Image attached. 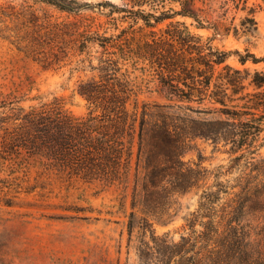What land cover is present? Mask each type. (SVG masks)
I'll return each mask as SVG.
<instances>
[{"label":"trees","instance_id":"16d2710c","mask_svg":"<svg viewBox=\"0 0 264 264\" xmlns=\"http://www.w3.org/2000/svg\"><path fill=\"white\" fill-rule=\"evenodd\" d=\"M37 1L80 17L70 22L81 26L76 48L79 54H87L89 67L97 75L82 79L78 91L98 112L76 116L61 101L28 103L36 98L29 95L30 85L27 91L0 90V165L8 166L9 174L34 163L66 180L77 177L126 186L134 162L135 176L141 165L144 174L141 183L136 178L133 186L132 207L159 219L170 196L164 193L166 183L177 191L194 184V171L182 167L180 161L188 134L230 145L231 153L239 152L233 161L264 145V54L214 43L218 34L252 35L257 29L252 11L237 24L227 20L229 0L220 1L221 12L211 5H198L199 0ZM233 1L236 7L239 0ZM84 9L102 18L95 21L93 14L81 13ZM210 12H217V17L210 19ZM14 14L0 4V15ZM192 24L211 29V34L193 30ZM35 39L38 47L32 52L42 53L38 60L46 66L52 58L40 49L43 41ZM92 48L99 52L95 64ZM51 54L56 58L58 52ZM231 56L238 64L228 61ZM127 65L132 67L130 73L138 70L140 74L129 78ZM138 77L152 82L170 102L168 106L181 104L215 116L199 121L157 111L158 117L147 130L146 102L140 110L136 105L128 107L129 97H137ZM235 179L229 185L218 182L216 190L203 189L197 209L186 217L190 233L177 241L163 239L156 243L159 247L153 246L155 250L166 257L232 258L238 264H264V223L250 226L243 218L247 207L264 204V179L254 183L242 175ZM129 216L132 227L134 211ZM199 218H206L200 222L201 229L195 227ZM147 253L139 250L141 257Z\"/></svg>","mask_w":264,"mask_h":264},{"label":"rangeland","instance_id":"374dc122","mask_svg":"<svg viewBox=\"0 0 264 264\" xmlns=\"http://www.w3.org/2000/svg\"><path fill=\"white\" fill-rule=\"evenodd\" d=\"M79 1L97 3L103 0ZM110 1L121 4L123 0ZM220 1L211 0L206 4L199 0L197 4L206 8L211 5L221 12ZM236 2L228 1L227 20L233 19L238 24L252 11L257 29L252 35L218 34L214 43L221 48H237L241 52L248 48L256 55H263L264 10L261 0H239L235 7ZM0 4L9 11H15L11 16L0 15V90L6 92L17 87L27 91L30 85L29 95L36 98L28 103L61 101L76 116L98 112L78 91L82 79L97 75L89 67L87 54H79L76 48L77 32L81 26L75 27L70 22L80 20V17L37 0H0ZM217 12H210V19L217 17ZM81 13L93 14L95 21L102 18L91 9H84ZM184 19L191 22L189 17ZM190 27L203 35L211 34V29L197 28L193 24ZM35 38L43 41L40 49L50 55L49 59L52 58L46 66L38 60L43 57L42 53L32 52L38 47ZM95 50L92 48L94 64L99 53ZM51 51L58 52L56 58ZM228 61L238 64L234 56ZM127 66L129 78L140 74L138 70L130 73L132 67ZM134 89L137 97H129L128 107L136 105L140 110L146 102L147 130L158 117L155 116L157 111L199 121L215 116L187 109L181 104L168 106L170 102L155 85L146 83L145 79L141 81L140 77ZM188 136L190 138L186 137L182 146L180 161L182 167L194 171L191 180L194 184L177 191L172 190L167 182L164 193H170V196L166 199L165 214L159 219L142 212L137 206L132 207L133 186L136 178L141 183L144 174L141 165L138 177L135 176L134 162L126 186L86 182L77 177L66 180L53 172L43 171L41 165L34 163L11 174L8 166L0 165V264H238L232 258L224 261L184 259L178 255L166 257L154 248L159 247L156 243L163 239L177 241L182 234L190 233L186 217L197 209L203 189L210 186L216 190L218 182L229 185L240 175L251 183L264 179V145L233 161L239 152L231 153L230 145L213 142L200 135ZM169 177L171 179L172 176L165 179ZM131 211H134V216L132 227H129ZM243 218L247 225H262L264 204L257 208L247 207ZM205 220L199 218L195 227L201 229L200 222ZM139 250H148V253L141 257Z\"/></svg>","mask_w":264,"mask_h":264}]
</instances>
